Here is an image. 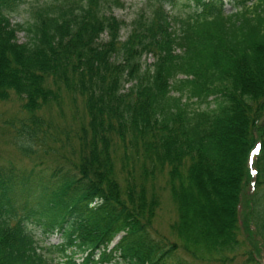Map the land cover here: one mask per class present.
Returning a JSON list of instances; mask_svg holds the SVG:
<instances>
[{"label": "trees", "instance_id": "1", "mask_svg": "<svg viewBox=\"0 0 264 264\" xmlns=\"http://www.w3.org/2000/svg\"><path fill=\"white\" fill-rule=\"evenodd\" d=\"M144 1L122 39L125 21L112 12L122 0H0V101L19 98L11 140L33 161L29 170L0 163V264H169L178 249L227 264L251 183L261 189L248 197V216L264 233V207L255 210L264 189V0H189L185 17L166 9L178 0ZM22 5L26 19L12 23ZM148 53L154 61L144 65ZM64 94L73 124L57 126L41 109H61ZM161 175L178 241L150 234ZM55 233L61 241L46 243ZM237 264L261 263L249 254Z\"/></svg>", "mask_w": 264, "mask_h": 264}, {"label": "rangeland", "instance_id": "2", "mask_svg": "<svg viewBox=\"0 0 264 264\" xmlns=\"http://www.w3.org/2000/svg\"><path fill=\"white\" fill-rule=\"evenodd\" d=\"M44 1V0H40ZM124 5L121 7H116L112 11L115 16L125 21V26L121 30L122 39L126 37L128 30L130 27L131 20L136 16L139 9H146L148 4L144 0H122ZM189 0H178L176 4L172 7L166 6V9L172 14L180 17H185L187 13L191 11V7H188L186 3ZM192 3V2H191ZM25 5H22L16 12L10 15L11 22H23L26 17ZM231 10V9H230ZM229 9L225 12L228 13ZM177 26V25H176ZM17 39L19 42H25L27 39L26 34L23 31L17 32ZM178 52V50H176ZM142 61L144 65H150L154 61V57L151 53L144 54L142 57ZM130 85L129 83L126 86ZM173 94H177L176 91L172 92ZM67 94H64L62 108L59 109L56 106L48 105L41 109V113L48 121L52 122L57 126H63L66 123H72V112H71V102L66 99ZM20 100L14 94L11 93V96L8 100L0 101V163L11 162L14 163V166L26 170L31 169L33 167V161L23 157L19 154L15 145L12 143V134L13 130L11 129L8 122L15 116L23 114L20 108ZM48 165H52L55 163V159L51 156H48ZM119 161L116 160V171L117 176L122 183V173L119 172ZM38 168H36V174H45L44 172H37ZM119 172V173H118ZM122 174V175H121ZM166 176L161 175L155 181V191L159 197V205L156 209V213L153 219L152 229L150 230V234L153 235L157 239H161L165 242L178 241L176 236L170 229L171 223L177 218V209L176 205L171 197L168 184L166 183ZM147 188L150 189L152 186L149 181L146 182ZM261 187L258 189L253 188V184L251 183L248 187H246L242 191L241 196V205L239 211V244L229 256L232 258L231 261H228L227 264H237L243 263L249 258V254L256 260H258L261 264H264V233H260L256 224L258 225V221L252 216H248V212L251 205V200L249 202V196L252 192L257 190L260 191ZM258 191V193H259ZM257 202L255 205L256 213L264 207V189L261 191L260 195L257 198ZM252 215V214H251ZM248 216V217H247ZM247 226H245L244 222H247ZM29 228L33 229L34 233L37 237H42L39 228L30 223ZM262 234V235H261ZM120 238V235H117L116 238L110 244V247L113 246L117 240ZM61 236L59 233H55L48 237L45 242L46 243H58L61 241ZM170 242V243H171ZM176 259H179L183 264H215L211 261H193L191 256L183 252L181 249L175 251L171 258H167L166 262L169 264H173L176 262ZM81 259L77 256L76 263H80ZM56 264H70L65 261L57 262Z\"/></svg>", "mask_w": 264, "mask_h": 264}]
</instances>
